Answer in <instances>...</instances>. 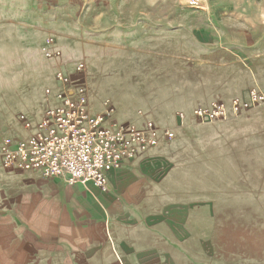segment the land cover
<instances>
[{
    "label": "rangeland",
    "instance_id": "1",
    "mask_svg": "<svg viewBox=\"0 0 264 264\" xmlns=\"http://www.w3.org/2000/svg\"><path fill=\"white\" fill-rule=\"evenodd\" d=\"M51 36L60 58L42 50ZM60 70L84 81L91 112L172 130L155 157L179 250L161 264H264V109L194 115L264 86V0H0V145L66 89Z\"/></svg>",
    "mask_w": 264,
    "mask_h": 264
},
{
    "label": "crops",
    "instance_id": "2",
    "mask_svg": "<svg viewBox=\"0 0 264 264\" xmlns=\"http://www.w3.org/2000/svg\"><path fill=\"white\" fill-rule=\"evenodd\" d=\"M259 82L264 85V79ZM59 91L46 93L28 110L33 125L60 101ZM24 129L20 139L34 131ZM162 140L111 170L107 191L0 163V264L176 263L179 212L161 188L164 164L155 157Z\"/></svg>",
    "mask_w": 264,
    "mask_h": 264
},
{
    "label": "built area",
    "instance_id": "3",
    "mask_svg": "<svg viewBox=\"0 0 264 264\" xmlns=\"http://www.w3.org/2000/svg\"><path fill=\"white\" fill-rule=\"evenodd\" d=\"M42 50L48 58L62 55L52 36ZM76 65L78 72L84 71L83 62ZM56 78L66 87L58 95L60 101L48 106L35 125L27 115H20L24 128L34 129L31 136L1 143L0 163L4 168L34 170L47 179L64 178L69 185L92 182L107 191L111 170L139 159L156 147L161 138H172L171 129L151 118L137 125L112 120L111 107L104 114L91 112L86 85L80 76L72 77L60 70ZM257 107L264 109V88L254 86L246 96L219 98L208 106H198L194 115L201 121L219 120Z\"/></svg>",
    "mask_w": 264,
    "mask_h": 264
}]
</instances>
